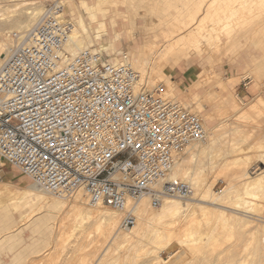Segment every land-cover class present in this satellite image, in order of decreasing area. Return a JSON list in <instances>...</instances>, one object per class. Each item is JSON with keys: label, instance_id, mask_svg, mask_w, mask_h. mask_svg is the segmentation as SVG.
I'll return each mask as SVG.
<instances>
[{"label": "bare ground", "instance_id": "bare-ground-1", "mask_svg": "<svg viewBox=\"0 0 264 264\" xmlns=\"http://www.w3.org/2000/svg\"><path fill=\"white\" fill-rule=\"evenodd\" d=\"M35 1L0 0V66L9 55L12 45L14 46L10 34L7 35L9 30L19 31L21 36L18 41L20 43L25 38V33L32 30L37 21L44 16L45 11L41 9V6H37L38 2ZM71 1L75 2L76 0H60L58 2L60 19L68 22L64 20L66 13L72 18V22H70L73 27L72 32L64 47L67 60L74 58L80 50L89 49L100 54L105 51L109 52L108 55L113 57L109 61L117 63L119 60L117 57L121 55L117 49L123 32L130 33L133 28L139 25L137 28L141 31L143 37L147 39L148 34L152 33L153 39L142 40L133 48V53L130 54L129 58L130 64L140 73L138 68L146 67L150 61L155 62L156 64H153V67L151 66L152 63H150V66L153 69L152 71H156L160 75L156 74L158 80L161 77L164 82L157 81L166 83L167 88H165L168 97L173 96L178 88V84L170 78L173 67L169 65V60H175V62L186 60L197 63L199 69L194 71V80L192 79L193 81L187 89L199 88L203 83L205 86L214 77L211 76L213 75L211 72H208L209 67L207 68L208 64L211 63L212 65L213 63L210 62V58L215 54L213 52L217 54L236 45L238 46L241 37L247 39L256 33L253 32L254 29L256 27L260 28L257 20L260 14L264 12V0H197L198 2H194L192 5H190V1L185 0H79L80 2L77 5ZM70 2L74 3L75 6L66 8ZM108 8H113V12L109 17H106ZM20 9L25 11V18L20 19L21 17L19 18L18 15L9 22L7 21V26H5L4 19L1 18L7 15L9 19L10 14ZM83 13L88 16L89 24L85 23ZM134 16L141 18L142 24L137 25ZM7 18L5 19L8 20ZM152 18H156V22L154 20L152 22ZM125 21L128 23L124 24ZM8 23L10 24L8 25ZM157 31L161 32L160 35L162 34L161 44H158L160 38L155 34ZM222 35L226 37V41L220 40ZM250 39L253 38L250 37ZM103 41H106L107 44H99ZM211 53L213 54L210 58L203 56ZM3 55H6V57L3 58ZM218 58L220 59V57ZM141 70L143 71L145 68ZM151 74L154 77L153 72ZM140 75L144 92L162 85L155 80L157 85L148 89L147 86L149 85L146 86L143 79L145 75L143 74V77L141 73ZM235 76H241L242 80H246L252 78L253 75L250 72H245L243 75L235 74ZM235 76L226 80L216 76L215 83L212 86L216 89L215 92L208 88L201 95L191 93L194 101L189 104L193 107V110H191L194 111V114L196 113L195 115L198 117L201 115V121L205 129V140L186 147L175 159L171 171L172 178L180 180L191 188L190 198L178 200V198L166 197L156 207L150 206L147 197L142 198L135 208L136 224L131 229H127L121 227V220L117 212L110 211L109 208L104 206L87 203L80 191L67 197V199H60L44 192L33 183L24 188L19 187V189H15L13 185L1 183L0 244L4 240L12 238H16V241H24V233L28 225L32 223L35 226L39 225V222L42 223L57 214V212H61V225L58 226L60 234L57 236L60 239L59 241L62 242L65 239L64 237L70 233L66 232L67 223L71 224L67 227L72 226L75 228L76 232L73 233V236L77 240L69 249L66 248L68 253L65 252L66 250L63 247L64 242L61 243L62 245L60 244L62 249L59 251L64 250L66 256L67 254L71 255V260L68 259L70 261L75 260L76 262L72 261L74 264H109V262L110 264H117L119 260L126 261L127 264L129 261V264H137L136 259L140 255L139 253H144L147 256L145 258L147 261H144L146 264H171L170 260L164 261L160 255L170 242L180 244L187 253L203 257H207L208 253H213L215 248L217 249V247L223 245L227 246V249L231 247L235 249L242 245L241 252L247 255V257L243 255L246 261L248 259V262L253 264H264V259L259 260L262 258L261 256H264L262 255L264 253V217H261L260 213L255 211L256 199L264 198V171L263 168H260L259 174L250 177L247 168L250 159L248 155L255 153L257 146L262 148L263 144L252 147L254 151L252 150L253 152L248 155L243 153L245 150L240 147L242 145L240 143L248 141L251 136L244 135L240 131V127L236 125L237 122H229V119L236 115L240 119L247 120V122L248 119L255 121L254 117H261L264 112L261 109L263 99L258 98L251 105V101L243 103V106L248 107L247 110L244 107L241 108L234 99L235 95L229 92ZM254 80L256 81V79ZM186 90H184V93ZM209 95L213 96L217 104L212 111L206 112L202 102ZM262 108L264 109V107ZM227 112H231L230 115L223 119L219 118ZM215 120L217 122L213 123ZM261 127V125H258L259 130H261ZM245 146L244 149H246ZM238 153L240 155L236 156L235 154ZM259 155L258 159H261L262 155L261 158H259ZM219 156L222 159H217ZM219 162H223L224 167L222 166L221 169L227 170V172L235 170L239 166H243V168L238 173L239 176L235 172L228 175L227 183L218 191H215L213 186L217 179L214 175L217 174L216 168H219ZM240 181L243 184L238 187L237 183ZM17 191H21L23 196L28 197L25 204L34 202L40 206H46L47 209L49 208L47 211L51 213L32 217V210L22 211L21 209L20 211L21 205L11 203ZM83 199L85 202H83ZM208 204L218 208H212ZM257 205L256 207H259ZM219 207H222V209ZM223 208H231L232 212L228 213ZM247 214L252 215V217L255 216L257 221L244 220L243 218H246L245 215ZM13 228L16 229L10 231ZM34 229L36 228L34 227ZM7 231L9 232L6 233ZM36 232L38 231H28V239L32 240ZM252 233H256L257 236L254 237V235L252 239L250 235L247 238V235ZM235 238L238 242L234 240ZM83 240L88 243L85 242L86 245H82ZM59 241H57L58 244ZM73 242L75 241L73 240ZM122 249L124 254L119 256ZM42 251L43 249H39L36 252ZM59 255H61V252ZM232 255L235 256V254ZM240 261H232L231 264H247L245 261ZM65 263L68 264V262Z\"/></svg>", "mask_w": 264, "mask_h": 264}, {"label": "built area", "instance_id": "built-area-1", "mask_svg": "<svg viewBox=\"0 0 264 264\" xmlns=\"http://www.w3.org/2000/svg\"><path fill=\"white\" fill-rule=\"evenodd\" d=\"M50 3L0 66V175L13 170L46 193L80 191L136 224L135 208L191 188L171 177L178 155L205 140L201 119L158 85L144 92L127 54L112 63L82 49L67 60L72 24Z\"/></svg>", "mask_w": 264, "mask_h": 264}, {"label": "rangeland", "instance_id": "rangeland-1", "mask_svg": "<svg viewBox=\"0 0 264 264\" xmlns=\"http://www.w3.org/2000/svg\"><path fill=\"white\" fill-rule=\"evenodd\" d=\"M59 1L60 0H36L35 2H38L37 6H41L42 8L41 7L40 8L45 11V8L50 3L57 2V4H58ZM86 1H91V0H86ZM185 1H190L191 2L190 5H192V3L194 4V2H198L199 0L198 1L197 0H194V1L193 0H185ZM71 2H74V1H71ZM71 2L69 4H67L66 8H68L70 6L74 7L75 4L76 5L79 4L80 1L76 0L74 2L75 4L71 3ZM118 9H119V7H118ZM22 11L23 10L20 9V10H17L15 12L16 14L15 13H13L14 15L10 14L9 19L7 18V15L4 18L2 17L1 19H4L3 21L5 22V26H7V23H6L7 21L9 22V20H11L12 18H14L18 15H19L18 16L19 18L21 17L20 19H24L25 18V14H24L25 11H23V12ZM112 12H113V8H108V12H107L106 17H109ZM83 17H84L85 23L89 24L90 20L85 13H83ZM5 18H7L8 20H6ZM134 18L136 20L137 25L142 24L141 18H139L137 16H134ZM259 18L257 20V24L259 25L260 28H258V27L255 28L258 31H256L254 29L253 32H256V33L252 34L247 39L241 37L238 46L236 45V46H234V47H232L226 51L218 52L217 54H216V52H213V53H215L213 56H212L213 53H211L210 55H207V54L203 55L205 58H208V57L210 58L212 56L210 58V62L212 61L213 63H212V65H211V63L208 64L209 66L207 65V68L209 67L208 72H211L213 74L211 76L212 77L214 76L207 84H205V86L203 83L202 84L203 86L201 85V86H199V88H196L193 90L183 89L187 85L186 70L184 68L190 67L189 71H190V73H192L191 81H193L194 80V74H195L194 71L196 69L198 70L199 66L197 63L192 62V61L181 60L179 62H175V60H169L168 61L169 64H176V63L179 64L180 63L181 65L182 64L185 65L184 68L181 67V68L175 69L173 71L171 70V72H170L171 80H173L174 82H176L178 84V88L175 90L173 96H171L170 98H174L175 100L179 101L180 104H183V106L186 109H188L189 111L194 113V111H192L193 107H191V105H190L194 101V97L192 96L191 93H198L201 95L208 88H210L211 91L215 92L216 89L214 87L212 88V86L215 83V77L216 76H219L221 79L226 80L228 78H231L234 74L243 75L245 72L246 73L250 72V74L253 75L252 78H250V79L248 78L246 80H242L241 76H235L234 82L231 85V90L229 92L233 93L235 95L234 96L235 101H237V104L241 108L244 107L245 110H247L248 107L246 108L245 106H243V103L251 101L250 102V105H251V103L252 104L255 103L258 100V98L263 99V104L261 106V109L264 111V109L262 108V107H264L263 106L264 105V12H262L260 14ZM155 19L156 18H152L151 21L153 22V20H154V22H156ZM40 20L41 19H39V21ZM64 20L68 21V22H72V18L68 15V13H66L64 15ZM39 21H37V24L39 23ZM119 23H121V21H119ZM123 23L127 24L128 22L125 21ZM9 24L10 23H8V25ZM138 26H136L135 28H133V30L130 31L131 34L130 33L126 34V32H123L122 37H121V41H120L121 42L120 46L117 49V51H119L120 54H127L128 57L130 58V54L133 53V48H135L136 45H138L140 42H142V40L148 41V40L153 39L152 33H149L147 39H145L143 37L141 31L137 28ZM14 30L15 29H10L9 33L7 34V35L10 34L9 35L10 39H11V41H13L14 46L12 45V48H14L16 46V43H18V41H16L15 39L12 38V34L13 33L19 34V31L14 32ZM27 33H25V34H27ZM157 33L159 34L161 32H159V31L155 32V34L157 36H159V38H160L158 44H161L162 43V39H161L162 34L158 35ZM253 35H254V37H252ZM19 36H20V34H19ZM250 37L253 39L251 40ZM258 38H260V39H258ZM248 39H249V41H248ZM220 40L226 41V37L222 35L220 37ZM250 40H251V43H250ZM246 42H248V43L246 44ZM99 44L105 45V44H107V42L103 41V42H99ZM234 50H236V51H234ZM108 54H109V52H106V51L102 52V55L105 56V58L107 60L112 59L113 57L109 56ZM8 56L9 55H7V58H8ZM235 56H236V58H235ZM2 57L4 58V57H6V55L5 56L3 55ZM218 57H220V59ZM117 58H119V55ZM150 63H152V61L147 63V66H146L147 69H146V67H143V68L140 67L141 69L145 68V70H143L144 72L140 68H138L140 73L142 74V77H143V74L145 75V77H143V79L145 80L146 86L149 85V86H147V88L151 89V87L152 88L155 87L157 85V83L162 84V85L164 84L163 86L166 87V83H159L161 81L164 82L163 78L160 77V80H158L159 78H157V77L160 75H158V73L156 71H152L153 70L152 65L153 64L155 65L156 63L153 62L151 64L152 67L150 66ZM243 63H244L243 67H240L239 65L240 64L242 65ZM148 65H149V68H148ZM210 66H212V67L210 68ZM150 67H151V69H150ZM148 69H149L150 73H148L149 72ZM151 72H153L154 77H152L153 75L151 74ZM146 78L149 80V82ZM253 78L256 79V81ZM155 80L157 83H155ZM151 81H153V82L151 83ZM147 82H148V84H147ZM153 84H154V86H153ZM166 88H165V91H167ZM184 90H186L185 93H184ZM202 103L204 105L205 111L210 112L213 110L214 106L217 104V101L215 99H213V96L209 95L207 98L204 99V102H202ZM187 105L190 107H188ZM262 110H261V113L263 112ZM230 113L231 112H227L225 115L220 116L219 118H221V119L226 118L228 115H230ZM237 116L238 115L233 116L231 119H229V122H231V123L237 122L238 124L236 123V125H238L240 127V131L244 135L251 136V138L248 141L240 143V145L242 144L241 146L239 145L243 150H245L243 153L248 155L254 151L253 148L256 147V145L263 144L262 148H258V146H257V148H255V151H254L255 153L248 155V156H250L249 157L250 159L248 160L249 163L247 164V166H248L247 168L250 172V177H254L260 173L259 172L260 168H263L262 170L264 171V167H263V164H264L263 163L264 162V160H263L264 159L263 158L264 157V153H263V151H264V112L261 114V117H259V118L254 117L255 121H256V119H258L256 122L253 119H251V120L248 119V122H247V120L240 119ZM199 118L201 119V115H199ZM216 122H217V120H215L213 123H216ZM257 122H258V124H256ZM258 125H261L263 128L261 127V130H259ZM244 146L249 151L244 149L243 148ZM247 152H249V153H247ZM254 154H256L257 156H255ZM259 154H261L262 156ZM231 155L233 156L234 154H231ZM235 155L238 156V155H240V153L235 154ZM258 155H259V158H261V157L262 158L258 159ZM220 158H221V156L217 157V159H220ZM222 166H223V162L220 163V166L218 165L219 168H216L217 174L214 175L217 179L214 183V186H213V189L215 191H218L221 187H223L227 183L228 175L234 174V172L238 174L240 172V170L243 168V166H239V167H236L235 170H229L227 172V170L225 171V170L221 169ZM221 171H223V172H221ZM237 176H239V174ZM1 183L13 185V186H15V189H19V187L24 188V187H27L29 184H31V182L27 178H25L24 176L20 175L18 172L13 171V170H7L4 172V174L0 175V186L2 185ZM241 184H243L241 181L238 182L237 183L238 187H241L240 186ZM17 186H18V188H17ZM21 194H22L21 191L15 192L14 199L11 201V203L14 202V203H17L18 205H21L19 208L20 211H21V209H22V211H25V210L31 211L32 210L31 211L33 213V214L31 213L32 217L41 216V214L43 216L47 213H51V212L47 211V210H49V208L47 209L46 206L45 207L43 205L40 206L39 204H36L34 202H30V203L25 204V201L27 202L28 197H25V196H23V194L22 195ZM168 198L173 199L174 197H168ZM174 199H176V198H174ZM178 200H180V199H178ZM83 202H85L84 199H83ZM256 202L258 203V205ZM255 203L257 206H259V207H256V205H255V211H257V213H260L261 217H264L263 216L264 215V198L256 199ZM85 204H87V203H85ZM34 206H36V207H34ZM87 206L91 207L88 204H87ZM209 206H212V205H209ZM212 208H218V207L213 205ZM219 208L222 209V207H219ZM223 210H225L228 213L232 212L231 208H229V209L223 208ZM38 213H39V215H38ZM60 213L61 212H59V213L57 212V214H54L53 216H51L50 218L45 220L46 222L45 221H43L42 223L39 222L42 226L40 224L35 226V225H33V223L28 225L27 226L28 228L26 229V232L24 233V238H25L24 241H21V242L16 241L17 240L16 238L4 240L3 243L0 244V264H67L65 262H68V264H74V262H76V261L75 260H72L74 262L70 261L72 256L67 254V256H68L67 257L66 253H68L67 249H69L71 246H73L76 243L77 239L73 236V233H75L76 230L72 226L67 227V226L71 225L70 223H67V226H66L67 231L66 232H70L69 233L70 235L68 234V235H66V237H64L65 239L63 238L65 241L63 239H61V240H63L62 242L59 241L60 239H58L57 236H59V234H60V232H59L60 229L58 228V226L61 225ZM118 215L120 217V220H122V215H120V214H118ZM245 216H246V218H243L244 220L257 221L255 216L252 217V215H249V214H247ZM247 216L248 217L251 216V217L248 218ZM258 219H262V218H258ZM66 222H68V221H66ZM34 227L36 229H34ZM131 228L132 227H129L127 229H131ZM15 229L13 228L10 231H13ZM29 229L34 230V231H38V232H36V234H34V238L32 240L28 239V237H29L28 231H30ZM120 230H121V228H120ZM8 232L9 231H7L6 233H8ZM44 232H46V233H44ZM249 236H250V238L253 239V236L256 237L257 235H256V233L255 234L252 233V234L247 235V238ZM38 238L40 240H37ZM73 240L75 242H73ZM234 240L236 242H238V240L236 238ZM57 241H59L60 243L58 244ZM82 242H83L82 245H86V243H88L86 240L85 241L83 240ZM61 243H63V247L66 250L65 251L66 253L64 252V250L59 251L60 249H62ZM71 243H72V245H70ZM57 244H58V246H57ZM57 247H58V249H57ZM220 247L219 248L217 247L218 250L216 248L214 249L215 251L213 253H215V254L208 253L207 257H203L201 255H192L190 253H187V251L185 252V250H183V247L180 244H178L176 242H170L169 245L166 247V249L160 255H161V259H163L164 261L170 260L171 264H218V263L219 264H226V263L231 264L232 261L235 262V261H240V260H241L240 262L245 261V262H247V264H253V263L248 262L249 261L248 259L246 261L245 257H247V255L246 254L244 255L241 252L242 251L241 250L242 245L238 246L235 249L232 247L227 249L226 248L227 246L225 247L224 245L220 246ZM224 247H225V249H224ZM35 249H36V251L39 249L40 250L43 249V251L37 253L36 251H34ZM223 249H224V251L225 250L226 251L224 252ZM22 250L25 252H23ZM55 250H56V252H55ZM227 250H229V252H227ZM44 251H45V253H44ZM60 252H61V255H59ZM123 254H124V250L122 249L119 252V256H121ZM139 254L140 255L138 256V254H137V256L140 258L137 257L136 263L137 264H146V262H144V261H147V259L145 260V258H147V256H145L144 253H139ZM232 254H235V256ZM262 255H264V253ZM261 257L262 258L259 259L260 261L264 259L263 258L264 256H261ZM125 262L126 261L119 260V263H117V264H127V262L126 263ZM263 262H264V260H263ZM129 263H130V261L128 262V264ZM237 263H239V262H237ZM109 264H110V262H109Z\"/></svg>", "mask_w": 264, "mask_h": 264}, {"label": "crops", "instance_id": "crops-1", "mask_svg": "<svg viewBox=\"0 0 264 264\" xmlns=\"http://www.w3.org/2000/svg\"><path fill=\"white\" fill-rule=\"evenodd\" d=\"M121 43V42H120ZM120 43H119V46H120ZM169 65H172V71L173 70H175V69H179V68H181V67H185V65L184 64H169ZM243 65H244V63L241 65H239L240 67H243ZM185 70H186V77H187V85L183 88V89H187V88H189L190 87V84H191V78H192V73H190V67L189 68H184ZM233 76H235V74L233 75ZM176 83V82H175ZM180 89V88H179Z\"/></svg>", "mask_w": 264, "mask_h": 264}]
</instances>
